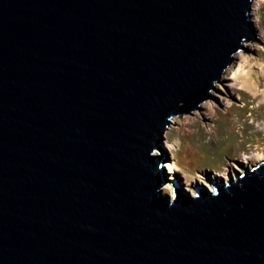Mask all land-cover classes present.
Wrapping results in <instances>:
<instances>
[{
    "label": "water",
    "instance_id": "obj_1",
    "mask_svg": "<svg viewBox=\"0 0 264 264\" xmlns=\"http://www.w3.org/2000/svg\"><path fill=\"white\" fill-rule=\"evenodd\" d=\"M253 1L0 0V264H264V160L161 190Z\"/></svg>",
    "mask_w": 264,
    "mask_h": 264
},
{
    "label": "rangeland",
    "instance_id": "obj_2",
    "mask_svg": "<svg viewBox=\"0 0 264 264\" xmlns=\"http://www.w3.org/2000/svg\"><path fill=\"white\" fill-rule=\"evenodd\" d=\"M252 21L260 42H246L251 52L235 55L221 84L217 83V91H212L216 100L204 101L192 115L174 117L165 131L168 162L161 190L169 199L175 179L194 196L195 187L215 190L207 179L227 184L229 175L236 179L244 167L252 168L264 160V0L253 1ZM168 164H172L170 169Z\"/></svg>",
    "mask_w": 264,
    "mask_h": 264
},
{
    "label": "bare ground",
    "instance_id": "obj_3",
    "mask_svg": "<svg viewBox=\"0 0 264 264\" xmlns=\"http://www.w3.org/2000/svg\"><path fill=\"white\" fill-rule=\"evenodd\" d=\"M237 71H238V72H242V68H241V67H238V68H237ZM167 148H169V149L171 150V146H170L169 144H167ZM171 166H172V164H168V165H167V168L170 169Z\"/></svg>",
    "mask_w": 264,
    "mask_h": 264
},
{
    "label": "clouds",
    "instance_id": "obj_4",
    "mask_svg": "<svg viewBox=\"0 0 264 264\" xmlns=\"http://www.w3.org/2000/svg\"><path fill=\"white\" fill-rule=\"evenodd\" d=\"M169 206H173L171 203H169Z\"/></svg>",
    "mask_w": 264,
    "mask_h": 264
}]
</instances>
